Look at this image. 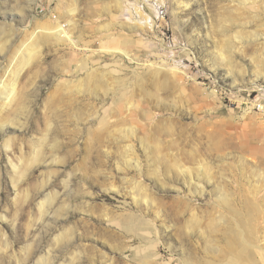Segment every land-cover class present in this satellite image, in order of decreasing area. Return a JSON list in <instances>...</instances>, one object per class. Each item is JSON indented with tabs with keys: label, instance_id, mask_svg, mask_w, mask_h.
Here are the masks:
<instances>
[{
	"label": "rangeland",
	"instance_id": "obj_1",
	"mask_svg": "<svg viewBox=\"0 0 264 264\" xmlns=\"http://www.w3.org/2000/svg\"><path fill=\"white\" fill-rule=\"evenodd\" d=\"M0 46V264H264V0H0Z\"/></svg>",
	"mask_w": 264,
	"mask_h": 264
},
{
	"label": "bare ground",
	"instance_id": "obj_2",
	"mask_svg": "<svg viewBox=\"0 0 264 264\" xmlns=\"http://www.w3.org/2000/svg\"><path fill=\"white\" fill-rule=\"evenodd\" d=\"M142 28V27H141ZM61 36V35H59ZM36 47V45L34 46ZM39 47V46H38ZM1 48V46H0ZM37 48V47H36ZM35 49V48H34ZM1 50V49H0ZM38 50V49H37ZM1 52V51H0ZM35 52V51H34ZM35 56V55H34ZM23 64V62H22ZM16 83V81H15ZM15 84H10L9 86L5 87L3 90L0 91V100L2 101L3 107H10L17 99L18 93H15ZM4 87V86H3ZM20 88V87H19ZM17 89V88H16ZM17 91V90H16ZM17 94V95H16ZM20 98V97H19ZM18 98V99H19ZM22 98V97H21ZM17 99V100H18ZM3 109V108H2ZM4 110V109H3ZM14 168V167H13ZM20 173V172H19ZM18 173V174H19ZM17 174V173H16ZM51 200V199H50ZM42 208V207H41Z\"/></svg>",
	"mask_w": 264,
	"mask_h": 264
},
{
	"label": "built area",
	"instance_id": "obj_3",
	"mask_svg": "<svg viewBox=\"0 0 264 264\" xmlns=\"http://www.w3.org/2000/svg\"><path fill=\"white\" fill-rule=\"evenodd\" d=\"M257 110L262 111L263 110L262 106L261 105H257Z\"/></svg>",
	"mask_w": 264,
	"mask_h": 264
}]
</instances>
